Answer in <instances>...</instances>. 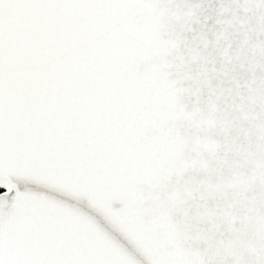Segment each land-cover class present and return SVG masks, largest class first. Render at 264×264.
Masks as SVG:
<instances>
[{"label":"snow or ice","instance_id":"1","mask_svg":"<svg viewBox=\"0 0 264 264\" xmlns=\"http://www.w3.org/2000/svg\"><path fill=\"white\" fill-rule=\"evenodd\" d=\"M0 264H264V0H0Z\"/></svg>","mask_w":264,"mask_h":264}]
</instances>
